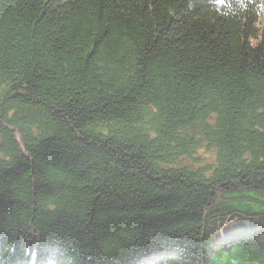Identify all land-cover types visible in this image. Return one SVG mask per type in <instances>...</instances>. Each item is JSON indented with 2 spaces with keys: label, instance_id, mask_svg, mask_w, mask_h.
I'll return each mask as SVG.
<instances>
[{
  "label": "trees",
  "instance_id": "1",
  "mask_svg": "<svg viewBox=\"0 0 264 264\" xmlns=\"http://www.w3.org/2000/svg\"><path fill=\"white\" fill-rule=\"evenodd\" d=\"M212 0H0V260L264 264V15Z\"/></svg>",
  "mask_w": 264,
  "mask_h": 264
},
{
  "label": "clouds",
  "instance_id": "2",
  "mask_svg": "<svg viewBox=\"0 0 264 264\" xmlns=\"http://www.w3.org/2000/svg\"><path fill=\"white\" fill-rule=\"evenodd\" d=\"M212 3H217V0H212ZM224 3L225 0L222 4ZM250 4L255 6L258 15H264V0H228L227 7L221 11V14L235 16L244 13L248 10ZM0 264H5V262L0 260Z\"/></svg>",
  "mask_w": 264,
  "mask_h": 264
},
{
  "label": "snow or ice",
  "instance_id": "3",
  "mask_svg": "<svg viewBox=\"0 0 264 264\" xmlns=\"http://www.w3.org/2000/svg\"><path fill=\"white\" fill-rule=\"evenodd\" d=\"M224 2V0H217V3H223Z\"/></svg>",
  "mask_w": 264,
  "mask_h": 264
}]
</instances>
